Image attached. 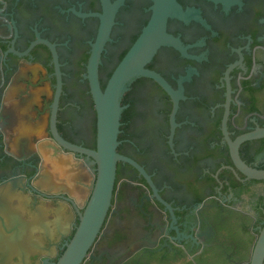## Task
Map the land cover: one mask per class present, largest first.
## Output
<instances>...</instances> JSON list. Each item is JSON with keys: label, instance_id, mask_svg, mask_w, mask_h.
<instances>
[{"label": "flooded vegetation", "instance_id": "flooded-vegetation-1", "mask_svg": "<svg viewBox=\"0 0 264 264\" xmlns=\"http://www.w3.org/2000/svg\"><path fill=\"white\" fill-rule=\"evenodd\" d=\"M177 2L188 15L169 18L167 32L185 53L162 47L147 66L183 89L173 138L172 98L137 79L121 101L117 152L150 180L118 162L111 205L82 264H248L264 224V195L254 188L264 181L234 168L223 130L226 115L231 141L264 129V0ZM153 4L126 0L119 9L102 89ZM102 12L100 0H0V246L14 253L0 251V264H27V243L28 264L57 262L78 224L75 180L86 183L96 166L68 146L97 149L87 65L100 28L89 15ZM145 90L157 108L139 126ZM239 154L264 168V138L242 143Z\"/></svg>", "mask_w": 264, "mask_h": 264}, {"label": "water", "instance_id": "water-1", "mask_svg": "<svg viewBox=\"0 0 264 264\" xmlns=\"http://www.w3.org/2000/svg\"><path fill=\"white\" fill-rule=\"evenodd\" d=\"M100 1L103 12L89 15L99 18L100 28L97 38L92 44L87 65L90 90L98 118L97 149L91 151L76 146H68V149L74 153L87 155L96 168L94 173L91 172L86 183L82 177L79 178L80 181H78L79 179L75 180V183L79 185V198L74 194L70 201L77 213L78 224L74 228L72 238L65 244L63 254L53 264H82L89 256V251L99 235L111 205L118 162L130 164L150 180L145 170L137 162L117 152L121 117L127 108V106H122L121 101L129 91L130 85L136 79L149 78L158 83L169 94L173 100L172 138L175 131V116L182 98L183 89L181 86L179 90H174L160 74L147 68L162 47H174L185 53V48L181 42L167 32L169 18L182 20L186 19L188 15L183 12L177 0H153L152 16L149 22L116 66L104 89L101 88L99 75L101 59L105 47L110 41L116 15L126 0ZM196 18L200 20L199 17ZM226 123L227 115L223 122V130L229 142L234 168L245 176L246 181H264V169L247 165L239 154V147L242 143L264 138V129L256 130L231 141L226 130ZM248 264H264V224L260 228Z\"/></svg>", "mask_w": 264, "mask_h": 264}, {"label": "rangeland", "instance_id": "rangeland-1", "mask_svg": "<svg viewBox=\"0 0 264 264\" xmlns=\"http://www.w3.org/2000/svg\"><path fill=\"white\" fill-rule=\"evenodd\" d=\"M138 2H139V0H138ZM141 98H142V102L139 104L138 110L141 113H143L144 119H140L139 126H142L143 124H145L146 121L154 114V111L157 108L156 98L151 97L149 90H145L141 94ZM254 188H256L255 191L257 194L264 195V184L256 185V186H254ZM249 205H250V203H249ZM249 205L247 204V206H249ZM38 244H40V243H38ZM41 244H42V242H41Z\"/></svg>", "mask_w": 264, "mask_h": 264}, {"label": "crops", "instance_id": "crops-1", "mask_svg": "<svg viewBox=\"0 0 264 264\" xmlns=\"http://www.w3.org/2000/svg\"><path fill=\"white\" fill-rule=\"evenodd\" d=\"M4 246V247H3ZM2 247L0 246V251L2 252V256H4L5 257V259H10V260H12L13 259V249L12 248H9L8 247V243H4V245H3ZM7 247V248H6ZM30 246H28V243H27V246H25V248H24V252H25V254H24V256H23V258H25V263H29L28 262V259H29V257H30ZM20 259H21V255H20V257H19ZM27 260V261H26ZM9 262H11V261H9ZM20 263H21V261H20ZM19 262H18V264H20ZM10 264H13L12 262L10 263Z\"/></svg>", "mask_w": 264, "mask_h": 264}, {"label": "trees", "instance_id": "trees-1", "mask_svg": "<svg viewBox=\"0 0 264 264\" xmlns=\"http://www.w3.org/2000/svg\"><path fill=\"white\" fill-rule=\"evenodd\" d=\"M138 82H139V80L137 81V79H136V80L130 85V87H129V91H130L131 89H133V88L135 87V84H137ZM102 86L105 87V84L103 83ZM129 91H128V92H129ZM131 112H133V108H132V106H130L129 109H128V111H127L128 115L131 114ZM261 169H264V168H261Z\"/></svg>", "mask_w": 264, "mask_h": 264}]
</instances>
